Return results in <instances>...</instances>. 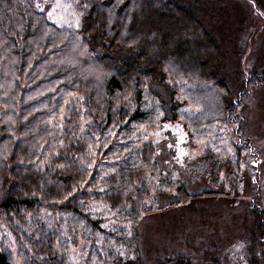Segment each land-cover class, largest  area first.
Segmentation results:
<instances>
[{
	"label": "trees",
	"instance_id": "1",
	"mask_svg": "<svg viewBox=\"0 0 264 264\" xmlns=\"http://www.w3.org/2000/svg\"><path fill=\"white\" fill-rule=\"evenodd\" d=\"M117 1L83 0L73 8L69 24L59 26L35 12L32 0H0V215L22 245L26 264H75L72 251L81 246V257L90 264H140L137 229L145 216L158 210L154 202L163 187L147 176L158 169L154 153L159 141L150 139L142 146L146 133L137 129L161 124L166 129L168 122L193 127L182 114L185 102L181 103L180 87L172 84L169 71L173 57L182 60L181 54L187 53L186 42L176 38L172 54L154 51L168 41L170 25L188 26L204 38L192 44L196 57L199 52L203 57L204 65L197 61V67L209 74L213 65V70L221 66L215 65L216 50L221 57L217 41L196 14V7L213 16L221 8L226 11L220 2L127 0L124 9H117ZM146 1L177 15L155 13L147 2L146 19L138 22L134 16ZM153 24L150 34H137ZM132 25L133 35L142 40L131 42ZM158 40L160 46L155 45ZM132 45L140 48L141 56L148 50L153 54L148 64L140 63ZM82 46L104 74L89 71L85 57L83 61L75 57L73 52ZM66 55L70 62L60 64ZM210 79L218 88L227 87L221 79ZM228 102L231 99H222L220 115L226 108L231 112ZM215 163L209 155L207 166ZM216 165L214 174L208 173L215 181ZM173 182L178 183L177 201L163 209L201 199L202 194L195 196L182 180ZM1 235L8 250L0 248V264H12L13 244L4 232ZM39 237L42 243L35 242ZM163 256H154L152 264H194L187 257ZM200 264L221 262H213L209 255Z\"/></svg>",
	"mask_w": 264,
	"mask_h": 264
},
{
	"label": "rangeland",
	"instance_id": "2",
	"mask_svg": "<svg viewBox=\"0 0 264 264\" xmlns=\"http://www.w3.org/2000/svg\"><path fill=\"white\" fill-rule=\"evenodd\" d=\"M216 1L227 10L223 12L221 8L213 16L195 7L196 14L201 15L205 21L206 31L217 41L215 43L221 57L219 59L215 49V65L221 62V66H217L216 70H213L214 65L209 67V74L197 67V61H203V57L200 52L196 57L192 44L195 46L197 42L204 41V38L201 34L192 32L188 26L166 25L170 28L167 30L168 41L154 51V54L161 50L172 54L177 39L178 42H186L183 48L187 53L181 54L182 60L173 57L169 71L172 72V84L176 88L180 87L181 103L185 102L182 114L193 127L186 129L180 123L168 122L166 129L162 124L154 129H137L138 132L146 133V139L140 142L142 146L149 143L150 139H154L153 142L159 141L154 153L158 169L148 172L147 176L156 185L163 187L162 200L160 201V196L154 202L158 210L154 215L145 216L137 229L142 249L140 256L139 253L137 256L141 259L140 264H152L154 256L163 258L164 254L165 257H187L194 264L205 262L209 255L213 262L220 260L221 264H264V0ZM82 2L83 0H32L35 12L45 14L59 26L69 24L73 8H79ZM147 2L149 1L145 2L141 13L134 16L138 22L146 19L148 7L155 13L177 15L172 10H159L157 5L150 2L145 9ZM126 3L127 0H118L116 8L124 9ZM131 10L133 7L129 8ZM132 27L133 25L129 30L131 42L142 40V36L137 34H150V29L156 26L153 24L149 28H143L136 35H133ZM115 43L120 45L119 41ZM155 45L160 46V41L155 42ZM82 47H77L73 52L77 54L75 57L82 61L85 57L89 71L104 74V71L98 72L103 69L93 65L87 58V48ZM131 50L133 54H137L140 48L133 49L132 45ZM80 54L82 55L79 56ZM137 55L142 65L148 64L153 56L149 50L142 56ZM175 55L177 54H173ZM113 56L119 58L117 53ZM166 57L168 58L167 53ZM70 59V55H66L58 62L65 64ZM200 64L204 65L203 62ZM207 68L206 66V70ZM261 73L263 75H258ZM210 77L224 81L227 84L224 87L226 90L218 88ZM84 86L88 87V84ZM224 98H229V101L231 99L228 102L231 112L226 108L225 115H220L219 105ZM68 104L66 102L63 106ZM155 107L158 109L157 104ZM228 126L230 129L226 130ZM209 155L214 156L216 163L207 166ZM216 164L218 173L215 181L214 176L208 173L213 171L214 174ZM181 180L195 196L205 195L184 206L169 205L163 209L167 203H176L178 183L173 181ZM213 193L217 198L213 197ZM110 220L109 217L106 223ZM6 221L4 215H0V224L4 226H0V248L8 250V245L1 241V233L4 232L3 236L13 244L10 252L12 264H26L27 259L21 255L22 245L9 234ZM256 236L261 240V246L255 241ZM35 242L42 243V238H37ZM82 254V246L73 249L75 264H90L89 259L81 257Z\"/></svg>",
	"mask_w": 264,
	"mask_h": 264
}]
</instances>
